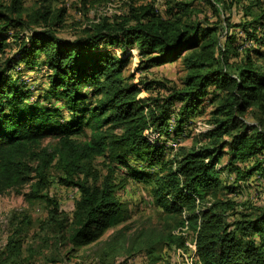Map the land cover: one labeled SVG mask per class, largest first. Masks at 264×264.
<instances>
[{
  "label": "trees",
  "instance_id": "1",
  "mask_svg": "<svg viewBox=\"0 0 264 264\" xmlns=\"http://www.w3.org/2000/svg\"><path fill=\"white\" fill-rule=\"evenodd\" d=\"M55 1L26 7L0 0V192L28 186L26 200L50 206L41 228L85 246L126 220L121 191L129 178L143 181L152 185L154 204L175 217L164 233L168 244L183 247L186 232H197L200 264H264V206L228 223L233 202L220 196L232 189L222 173L241 180L264 164V0H232L251 16L238 24L245 43L235 35L222 42L217 26L193 21L194 0L176 2L169 17L153 4L131 6L72 41L58 35L66 8ZM134 48L136 71L179 61L181 83L134 82L125 73ZM23 69L46 71L44 99L57 104L34 99ZM159 88L165 95L141 96ZM203 115L213 127L167 159L163 139L189 136L193 117ZM49 138L56 142L44 144ZM122 169L126 176L118 177ZM54 180L80 191L71 216L47 192ZM18 234L8 241L7 259L22 255Z\"/></svg>",
  "mask_w": 264,
  "mask_h": 264
},
{
  "label": "rangeland",
  "instance_id": "2",
  "mask_svg": "<svg viewBox=\"0 0 264 264\" xmlns=\"http://www.w3.org/2000/svg\"><path fill=\"white\" fill-rule=\"evenodd\" d=\"M36 1L22 0L26 7H31ZM180 1L190 0H56V7L66 8L64 26L57 32L59 37L74 41L85 29L100 22L104 17L112 20L115 16L129 14L131 6L153 4L162 16L169 17V8L176 6L175 3ZM223 1L225 3L194 0L191 6L193 11L191 19L201 22L203 26H217L222 42L228 36L235 35L239 43H245L241 40L245 34L238 24L250 20L251 16L245 14L241 4L233 3L232 0ZM258 10V6L253 7V11ZM260 29L261 27L258 28ZM9 40L13 43L7 47V53L14 55L17 45L13 39ZM110 50L120 53L117 47ZM131 52L133 56L125 73H133L134 82L169 80L170 83L167 82L169 86L172 83H181L185 72L179 61L136 71L135 67L140 57L135 48L131 49ZM45 72L23 69L21 73L32 90L34 99L41 98L42 103L52 99L48 96L44 99L48 91ZM165 93L164 89L159 88L143 91L141 96L153 98ZM51 102L57 104L56 99H52ZM59 106L66 111L63 104ZM209 109L210 106L207 111ZM64 116L68 118L69 113L64 112ZM248 119L253 121L251 117ZM205 121V115L194 116L188 130L189 136L181 140L172 137L163 139L167 146L166 158H172L178 150L180 152L181 147L188 149L193 147L197 138L198 122L202 126H207L203 123ZM88 134L89 132H86L78 137L85 139ZM194 136L196 138H193ZM55 142V139L49 138L44 144L53 145ZM251 162L248 165H251ZM225 163L226 158L222 160V164ZM96 165L102 174L106 172V169L102 168V158L97 159ZM117 175L125 177V170L117 171ZM221 181L224 185L232 186L231 190L226 189L220 195L223 199L228 198L233 202V207H228L226 211L228 223L239 218L242 213L252 214L264 206V164L251 176L241 180H236L234 173H222ZM28 191L29 187L25 186L21 193L16 190L0 192V264H200L195 250L189 246L194 239L191 231L186 232V243L183 247L170 245L165 240L164 233L174 224L175 217L166 214L161 207L154 204L152 185L143 181L129 178L125 189L121 191V199L126 205V220L109 229L96 242L85 246H76L71 241L41 228L50 206L44 199L26 200L23 193ZM47 192L49 196L59 201L61 210L71 216L80 191L76 187H67L54 180ZM18 230L21 231L17 237L22 241V255L7 259L8 241Z\"/></svg>",
  "mask_w": 264,
  "mask_h": 264
},
{
  "label": "built area",
  "instance_id": "3",
  "mask_svg": "<svg viewBox=\"0 0 264 264\" xmlns=\"http://www.w3.org/2000/svg\"><path fill=\"white\" fill-rule=\"evenodd\" d=\"M203 123L206 124L207 126H205V125L202 126V124L198 122V127L196 129V132L197 133L202 132V131H206V130L211 129L213 127L211 124H208L206 122H203ZM171 127H172V125H171ZM149 131H151V129ZM152 135H153V137H158V134L157 133L152 134ZM196 237H197V232L194 234L193 242L192 243H189V246L191 247V249L193 248L195 250V254L197 255V253H196L197 252V248H196Z\"/></svg>",
  "mask_w": 264,
  "mask_h": 264
}]
</instances>
